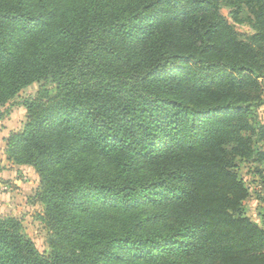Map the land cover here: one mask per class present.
<instances>
[{"label":"trees","instance_id":"obj_1","mask_svg":"<svg viewBox=\"0 0 264 264\" xmlns=\"http://www.w3.org/2000/svg\"><path fill=\"white\" fill-rule=\"evenodd\" d=\"M263 80L264 0H0V106L40 82L5 154L50 230L0 216V264H264L233 171L264 203Z\"/></svg>","mask_w":264,"mask_h":264},{"label":"rangeland","instance_id":"obj_2","mask_svg":"<svg viewBox=\"0 0 264 264\" xmlns=\"http://www.w3.org/2000/svg\"><path fill=\"white\" fill-rule=\"evenodd\" d=\"M220 12L229 18L226 8L222 7ZM236 28L242 32L251 31L247 25L236 24ZM39 86L40 82L27 85L5 105L0 106V110L6 111L0 120V216L18 219L24 233L32 239L37 249L47 254L50 251V230L42 220L43 205L35 197L39 177L31 166L10 163L5 154L9 133L20 130L25 121V109L21 102L26 97L34 96ZM257 119L264 122V103L257 107ZM259 145L264 149V144ZM257 165L254 160L236 161L233 171L247 188V195L242 202L243 214L264 226V203L260 199L262 187L255 172Z\"/></svg>","mask_w":264,"mask_h":264}]
</instances>
